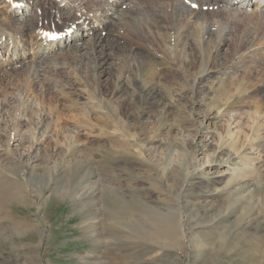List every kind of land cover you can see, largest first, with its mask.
<instances>
[{
    "label": "rangeland",
    "instance_id": "1",
    "mask_svg": "<svg viewBox=\"0 0 264 264\" xmlns=\"http://www.w3.org/2000/svg\"><path fill=\"white\" fill-rule=\"evenodd\" d=\"M19 1L15 8L9 7L13 0H0L6 39L0 42V264H264V102L261 94L245 102L236 84L226 87L244 73H261L264 0H212L229 15L219 18L225 33L231 20L251 19L234 35L220 33L231 43L218 49L215 39L202 38L218 18L207 24L203 15L190 17L208 53L194 45L187 76L194 36L184 35L182 51L167 38L161 44L133 31L150 27L151 15H172L166 9L173 0L125 1L132 13L116 23L105 48L115 59L109 81L92 73L87 60L80 68L93 92L83 78L79 91L64 88L80 77L66 74L80 58L72 50L64 62L53 35L50 50L28 38L23 61L8 44L10 36L19 38L26 14L42 35L73 24L76 16L57 20L58 9L83 11L98 24L102 0ZM137 6L145 8L143 19L131 21L142 14L134 13ZM40 10L49 17L36 18ZM238 44L250 46L237 52ZM44 48L48 61L66 69L39 68L35 61ZM147 69L157 79L139 89ZM165 75L174 83L170 91L159 86ZM101 115L116 127L101 125Z\"/></svg>",
    "mask_w": 264,
    "mask_h": 264
},
{
    "label": "bare ground",
    "instance_id": "2",
    "mask_svg": "<svg viewBox=\"0 0 264 264\" xmlns=\"http://www.w3.org/2000/svg\"><path fill=\"white\" fill-rule=\"evenodd\" d=\"M125 1H127V0H102V2H103L102 7L104 8V13H103V15H100V14H96L95 15L96 20H98V24L95 23L97 21H94L92 19V17H90L87 14L83 13V11L79 12V13H75V12L66 13L65 11L62 12L59 9L57 11L54 10L56 18L59 21H61L64 18H68L69 15L76 16V17H74V19H73V24H71L69 26H65L62 29H54L52 31L53 33H51V32L49 33L50 35L49 34L42 35L40 33V32H42L40 30V27H38V25L36 24L35 17L34 18H29V15L26 14L24 20L20 24H18L19 29H20L19 38H17V40H14L13 37H11L9 35L10 36V40L12 39V42H10L8 45L13 43V46L11 47L12 55L15 56V60H18L20 58V61H23V59L25 58V56L27 54L26 53L27 52L26 41L28 40V38L31 39L32 41L35 40V39H36L37 42L42 41V45H46V47L49 46L48 49L50 50L51 48H53L55 46V45H53V43H50V39H49L53 35L51 41H54V43H56V47L59 50V54L62 56V58L64 57L66 59L67 55L69 54L70 51L72 52V50L75 51L77 57L80 58L79 59L80 62L79 63L76 62V64H74L73 67H72V63L70 64L71 66L69 65L70 67H72L74 69V71L67 72L66 70H64V72L66 71V74L68 76L69 75H71V76L72 75H77L76 74V71H77L80 74V77H75L76 82L74 84L68 82L65 87L64 86H62V87H64L66 90L67 89H75L76 88L79 91L78 88L83 86L82 78L84 80L87 78V77H85V75H83L84 73L80 70V68L84 66V65L82 66V63L85 62L86 60H87V63L89 64V66H90V68L92 70V73H95L97 76H100V74H101L107 80L108 77H109V74H110L109 70H110V68L112 66H114L112 64H113V61L115 60V59L113 60V58H114L113 55H112L113 53L112 54L111 53H107V50H105L106 46H109V44H110L109 36L112 35L113 36L112 39H114L115 35H113V32L116 31V26H115V25H117L116 23L118 21H120L121 18L123 19V16L124 17L126 16V12L132 13V11L129 10V6L124 4ZM139 1L140 2H143V1L147 2V1H151V0H139ZM167 1H171V0H167ZM232 1H237V0H232ZM90 3L91 2H89L87 4L88 7H89ZM211 3H212V0H188V1L187 0L186 1H184V0H182V1L181 0H173L172 4H169L168 8L166 9L168 11L169 8H172V12H171L172 15L170 14V12H165V18H161L159 16L154 18L151 15V16H149V18L147 20L148 22L152 23L150 25V27L146 26V27H142V28H139V29L135 28L136 30L133 29V31H134V33H137L136 35H138L139 32L141 31L140 33L152 37L153 40H155V41H156V38L158 40L160 39L159 41H161V44H164L165 43V39L167 38L171 42L174 43L175 49H178L179 46L181 47V45L184 44V43L181 42L183 37H184V35L191 34L192 36H194L195 43H190L189 44V49H188L189 51H188V53L185 56V58H186L185 73H183V74H185L187 76L188 75V69L186 70V67L195 63V61H194L195 52H193L194 45L197 46V47L199 46V48L202 50V52L204 54L208 53V46H207L208 44H206L207 41H205V44H203L201 42V35H202L203 31L201 32L200 29L198 28V26L197 27H191V25L188 23V19L190 17L194 16L195 19H196L200 15H203L204 19L207 21V24H208V22L210 23L211 19H213L214 17L218 18V21H215V22L213 21L214 23H210L207 26L205 25L206 26V27H204L205 28V32H204L202 38L205 39V37H206L207 39H215L216 40L215 43L217 44V49L219 48V45H225L227 43L229 44V42L231 43V40L226 38V36H220L225 31V28L221 27V25L223 23L221 24L222 20H219V18L222 19V18H225V17H227L229 15H228L227 12L219 9L216 5H214V4L211 5ZM192 4H197L198 7H196V9H195L194 7H192ZM12 6H14L15 8H18L20 6V1L19 0H13L12 4H10L9 7H12ZM140 6H137L136 8H134V9H136V11H134V13L138 14L139 12H141L142 14L135 15V16H132V17L130 15H128V16H130L131 21L136 20V22H137V20L141 21L143 19L142 16L144 15L145 8L143 9ZM45 7L46 6L42 5L41 9H43V11H44ZM53 9H54V7H52L51 11H53ZM47 10H45V11H47ZM43 11L40 10V12H39L40 14H38V16L36 18H39V19L41 18L42 19L45 16L49 17V15H45V13H43ZM72 16H70V18ZM249 17L250 16L246 15V16L243 17V19H237V18L235 19L234 18L235 20H231L232 22H230L231 26L229 27V30L226 31V33L225 32L224 33L226 35L227 34L228 35L229 34L230 35L231 34L234 35L237 32H240L241 29L244 28L243 26H246L248 24L247 22L251 21V19ZM257 17L258 18L262 17V14L257 15L255 18H257ZM200 18H203V17H200ZM260 19H262V18H260ZM174 20H176V21H174ZM158 21H161V23L158 22ZM262 22L263 21L259 22V24L262 23ZM119 23H121V22H119ZM170 24H172V25H170ZM257 24H258V22H257ZM129 26H130V24H129ZM131 26H132V24H131ZM134 26H135V24H134ZM157 27H158V29H154V28H157ZM261 28H262V26L260 24L259 27L257 28V31H260ZM129 29H131V28H129ZM262 30L264 31V29H262ZM247 31H249V30H247ZM263 31L260 33V34H263V36H261L262 38L260 39L261 44L262 43L264 44V32ZM245 32H246V30H245ZM4 35H5V33H1L0 42L1 41L3 42V41L6 40L3 37ZM238 36H235V37L232 36V37L235 40V39H239L240 38V37L238 38ZM53 37H55V38H53ZM126 37H127V35H126ZM234 40H233V42H234ZM156 42H158V41H156ZM244 42H245V39H244ZM15 44H17V45H15ZM244 44H246V43H244ZM244 44L236 45V51L237 52H241L244 49V47L247 49V47L250 46V45H247V47H246ZM18 48H20V49H18ZM149 48H151V47H149ZM184 48H186V47H184ZM184 48L181 47L180 49H182V51H183ZM13 49H14V51H13ZM131 50H133V48ZM39 54H40L39 57L35 61V63H38L40 65L39 68H41L42 65H43V67L44 66L50 67L52 69V71L55 70V69L58 70V68H61V69L65 68V66L64 67H59V65L57 63V60H55V61H48L47 60L48 59L47 58V54H48L47 48H44V50H42ZM259 55H260L259 56V58H260V60H259L260 67L259 68L261 69V71H260L261 73L259 75L257 74L255 76V75H252L251 73H244L243 76H240L236 80L234 79L233 81L232 80L231 81H227L229 83V84L227 83L228 85H226L227 88L232 86V85H234V84H236L237 87L235 88V91H237V94H238V92L239 93L241 92V93H243L245 95V97H243V100H245V102H248L247 100H250L252 98L251 96H253V95H251V94H255V95L256 94H261L260 101H261V103L264 102V53H260ZM152 56H155V55H151V57ZM160 58H163V57L161 56ZM142 59L143 60H141V58L137 59L139 62L136 63V64H138L137 67H139L141 69L145 68L144 66H146V65H144V64H145V62H146L145 60L147 58L146 59L142 58ZM162 61H165V60H162ZM254 61H258V60L256 58H254ZM64 62H66V60ZM48 64H50V65H48ZM62 64H63V62H62ZM68 64H69V61H68ZM115 66L118 67L117 64ZM148 66L152 67L153 63H150ZM200 66H201V68L204 69L203 72H202L203 74L207 73L205 75H209L212 72L211 70H209L208 67L206 68L203 63H201ZM40 70L41 69H39V72H41ZM147 70L148 71H146V72L144 71L142 76H141L140 83L138 84V88L139 89H143V87H145V84H143V83H146L147 79L150 80V81H155L157 79V74H156V72L154 70H149V69H147ZM168 70L170 71V75L171 76L175 75L174 74L175 70H170V69H168ZM87 71H88V69H87ZM136 71H137V69H136ZM26 72L27 71H24L23 73H17L18 78L19 77L21 78L23 75H26L25 74ZM36 72H37V70H36ZM146 73H148V76H147L146 79H144L145 75H147ZM202 73L200 74L201 76H202ZM88 75H89V73H88ZM205 75H203L202 77L200 76V78H205ZM171 76L165 75V79L166 78H168V79H166L165 83L159 85V86H161V88L164 91H166V90L170 91L171 89H173V84L174 83L171 82V81L167 82V80H169L171 78ZM107 81H109V80H107ZM85 82L87 83L88 81L85 80L84 84H85ZM141 82H142V84H141ZM87 84H88L87 88L89 89V91H92L91 90L92 87H91L90 83H87ZM152 86H154V85H152ZM159 86L156 85L154 88H157V87L159 88ZM96 88L98 89L99 87H96ZM139 89H136V90H139ZM232 89H230V90H232ZM223 92H225V91H223ZM247 93H248V95L246 96ZM60 95H62V94H60ZM66 95H68V94H66ZM63 97L64 96H61V98H63ZM239 103H241V102H239ZM97 108H98V105L94 104L93 107L91 108V111H94ZM112 114L109 113V115H112ZM109 115H107V116H105V115L102 116L101 115L102 117L98 118V121L101 122L100 124L105 126V128L113 129V128L116 127V124L114 123L113 120L110 119ZM85 118L88 119V117H85ZM85 118H79L78 120L82 121ZM87 123H90V122H87ZM94 126H97V124L94 125ZM98 129H100V127ZM103 132H106V131H103ZM261 177L264 178V175L262 174ZM262 180H264V179H262Z\"/></svg>",
    "mask_w": 264,
    "mask_h": 264
},
{
    "label": "snow or ice",
    "instance_id": "3",
    "mask_svg": "<svg viewBox=\"0 0 264 264\" xmlns=\"http://www.w3.org/2000/svg\"><path fill=\"white\" fill-rule=\"evenodd\" d=\"M192 7L195 8V7H198V5H196V4H192ZM53 38H55V37H53Z\"/></svg>",
    "mask_w": 264,
    "mask_h": 264
}]
</instances>
